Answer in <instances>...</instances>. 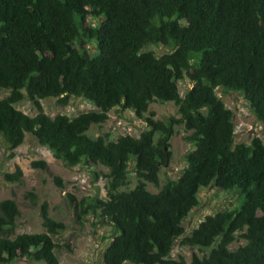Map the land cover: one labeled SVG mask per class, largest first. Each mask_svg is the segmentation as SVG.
<instances>
[{"label": "trees", "instance_id": "obj_1", "mask_svg": "<svg viewBox=\"0 0 264 264\" xmlns=\"http://www.w3.org/2000/svg\"><path fill=\"white\" fill-rule=\"evenodd\" d=\"M183 80L191 86L181 96ZM219 88L240 94L264 126V0H0V91L8 92L0 99V137L10 158L29 134L67 167L108 170L106 199L67 195L78 219L92 215L110 228L102 264H187L170 257L178 238L202 253L189 264H264V141L235 142L233 113ZM47 98L62 106L84 98L97 111L50 117L40 103ZM23 100L34 116L14 108ZM155 102L172 103L178 118L154 119ZM115 109L132 112L145 130L115 140L86 134ZM175 126L193 150L179 177L160 185ZM30 165L47 169L42 160ZM21 177L19 167L4 175L11 183ZM131 178L134 187L121 190ZM210 186L235 194V205L184 236V220ZM19 216L14 200L0 201V264H59L54 238L63 223L43 204L45 231L15 234ZM237 240L245 244L231 250Z\"/></svg>", "mask_w": 264, "mask_h": 264}, {"label": "rangeland", "instance_id": "obj_2", "mask_svg": "<svg viewBox=\"0 0 264 264\" xmlns=\"http://www.w3.org/2000/svg\"><path fill=\"white\" fill-rule=\"evenodd\" d=\"M148 49L156 55L165 52L152 46ZM92 50L93 44L90 43L88 51L91 56L97 53L96 50L95 52ZM190 86L191 84L186 80L179 81L180 95L183 96ZM216 93L226 108L233 113L236 131L235 142L248 144L252 137H259L264 141V126L255 120L242 96L237 93H223L220 88L216 90ZM7 95L8 92L0 91V99ZM40 103L44 113L50 117L57 114L74 117L82 112L97 111L84 98H72L65 106L58 104L57 99L52 98L40 100ZM14 108L29 116H34L36 113L32 104L27 100L14 105ZM149 112L154 113L156 120L178 118L177 108L172 103H152L149 105ZM143 130H145L143 120L128 110L115 109L108 113V120L103 125L100 127L91 126L86 134L91 138H96L107 133L111 140H115L119 135L138 137ZM174 131L175 133L170 139V160L159 171L160 185L167 179L179 177L184 167V155L193 150V146L184 140L187 133L184 132L182 126H175ZM9 154L10 151L0 137V201L12 199L18 206L20 216L16 220L15 234L44 232L40 211L41 206L46 204L49 217L64 225V230L54 238L55 243L60 247L56 253L59 264H102V252L110 242L108 239L110 228L105 221H98L92 215L84 220L78 219L68 202L67 195L74 197L77 202L83 198H88L89 203H92L96 198L106 199L108 170L102 166L67 167L61 161L56 160L49 150L38 145L29 134H25L23 143L13 151L11 158ZM40 160L46 163V170L31 167V162ZM16 167L22 171L20 181L18 183L7 182L4 175L13 173ZM55 178L62 181V187L54 183ZM134 185L135 179L131 178L130 183L122 187L121 190H130ZM147 190L152 193L158 191L151 184H147ZM30 193L35 196V201H32L29 196ZM236 201L237 196L235 194L221 192L212 186L201 190L199 205L189 213L182 224L185 231L184 236L189 235L205 216H213L218 211L231 208ZM244 244V241L237 240L230 246V249L234 250ZM193 253L199 256L202 254L198 249H188L181 246L180 238H178L174 242L170 257L176 260L178 255H181L189 264ZM13 264L43 263H36L23 258Z\"/></svg>", "mask_w": 264, "mask_h": 264}]
</instances>
